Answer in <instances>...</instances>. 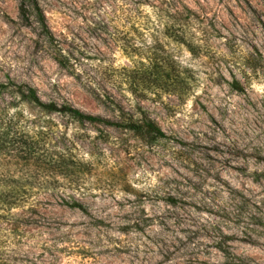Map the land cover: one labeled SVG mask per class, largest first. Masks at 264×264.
I'll list each match as a JSON object with an SVG mask.
<instances>
[{
	"label": "rangeland",
	"instance_id": "obj_1",
	"mask_svg": "<svg viewBox=\"0 0 264 264\" xmlns=\"http://www.w3.org/2000/svg\"><path fill=\"white\" fill-rule=\"evenodd\" d=\"M155 52L172 91L134 87ZM0 116L40 143L0 166V264H264V0H0Z\"/></svg>",
	"mask_w": 264,
	"mask_h": 264
},
{
	"label": "trees",
	"instance_id": "obj_2",
	"mask_svg": "<svg viewBox=\"0 0 264 264\" xmlns=\"http://www.w3.org/2000/svg\"><path fill=\"white\" fill-rule=\"evenodd\" d=\"M44 31L48 34L49 38L53 39V34L43 17L40 18ZM194 51V48H191ZM64 59V58H63ZM62 65H66L63 60H58ZM148 66L144 62H141L139 67H134L132 73L134 74V87L143 85L144 87H159L166 89V91H172L175 87V83L170 79V74L167 73V69L174 64V60L169 55H159L155 52L153 56L149 57ZM20 95L24 96L25 100L29 103L39 106L44 111L59 112L64 115H69L76 121H88L91 123L95 122H106L112 123L123 129L134 132L138 137L146 142H157L159 140L167 138L165 131L159 126V124L152 118L141 114L142 116L138 119L125 117L122 122H110L103 120L100 117L86 114L83 111L70 106L63 105L59 106L57 103H45L35 92L28 91L27 94L19 92ZM40 150V143L37 140L31 139L26 128L21 125L15 118H7L0 116V166L4 169L8 161H16L21 163L23 161H37L39 157L36 154ZM45 163V158L43 160ZM51 163V162H50ZM67 165V164H66ZM64 165V166H66ZM6 168V167H5ZM4 174L0 179V204L6 207H13L17 205L20 200L17 196V186L21 183L19 180H13L12 185L9 186L12 189L6 190L4 186H7L3 182Z\"/></svg>",
	"mask_w": 264,
	"mask_h": 264
}]
</instances>
